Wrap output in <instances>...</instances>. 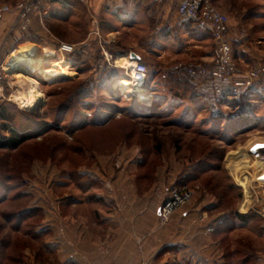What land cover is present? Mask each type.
Masks as SVG:
<instances>
[{
	"label": "rangeland",
	"instance_id": "obj_1",
	"mask_svg": "<svg viewBox=\"0 0 264 264\" xmlns=\"http://www.w3.org/2000/svg\"><path fill=\"white\" fill-rule=\"evenodd\" d=\"M89 1L78 8V28L72 22L62 28L57 21L49 23L53 32L88 39L85 47L79 45L73 68L65 63L70 66L64 67L65 77L48 50L40 55L38 45H17L28 39L40 42L39 29L20 38L10 29L2 33L1 38L15 41L12 53L30 59L21 69L5 57L12 53L2 52L7 74L0 87V139L12 129L31 135L16 149L0 147L2 243L18 214L30 211L25 227H49V253L44 259L43 251L42 260L50 264H55L53 244L62 230L102 253L124 242L135 243L141 254L147 246L150 258L142 261L147 264H196L190 256L201 244L222 255L221 264H264V217L258 212L264 205V157L259 155L264 91L241 100L242 88L219 103L209 98L202 107L190 101L191 88L181 84L185 80L173 65L204 62L203 56L213 51L211 41L202 46L192 42L179 51L170 48L163 59L156 52L143 53L149 69L144 86L152 78L161 83L160 110L149 112L145 102L117 85L116 76L128 78L123 68L105 71L109 65L102 46L108 33L117 30L121 6L116 5L124 0ZM211 1L229 16L239 70L264 66V0ZM95 29L100 35L88 38ZM118 30L122 34L115 44H140L134 32ZM232 84L231 78L221 88L231 92ZM174 93L184 102L163 100ZM183 186L191 198L164 220L163 205L175 187ZM31 242L40 255L41 238ZM7 257L2 246L0 264H9Z\"/></svg>",
	"mask_w": 264,
	"mask_h": 264
},
{
	"label": "crops",
	"instance_id": "obj_2",
	"mask_svg": "<svg viewBox=\"0 0 264 264\" xmlns=\"http://www.w3.org/2000/svg\"><path fill=\"white\" fill-rule=\"evenodd\" d=\"M82 1L84 0H44L41 11L33 14L30 28L27 31H20L12 27L22 0H0V59L5 61V58L2 57V52L12 53L11 49L15 44V41H13L14 43L12 42L13 45H11L12 43L5 39V35L4 38H1L3 31L5 32L6 29H10V33L20 38L21 33H27L34 29L38 31L39 29L40 32L39 34L37 32V35L40 36V42L28 39L27 42H22L17 45L21 46L27 43L38 45L40 48V55L45 53V49L48 50L50 54L57 57V64H62V66L60 65V67H58L59 72H61L64 67H70L67 66L68 64H65L66 62H69L72 67L74 64V55L80 50L79 45L86 44L88 39L79 41L71 37V34L67 32H63L62 34L60 32H53L49 28V23L51 21H57L60 27L62 26L60 24L72 22L73 28H78V8L83 3ZM113 4L116 5V3ZM116 6H121V12H119V25L113 27V29L117 30H111L108 33L107 39H104L105 45L103 46L105 51L110 55L111 64H108L109 66L121 69L122 66L116 63L117 57L123 56L124 61L131 60V52L139 54L141 56V61L144 62L145 56L143 53L147 51L156 52L158 57L163 59L170 48L179 51L192 42H196L200 44L199 46H202L206 44L207 41H211L213 46L212 37L205 28L199 26L194 21H185L179 17L177 13V4L173 0L162 3L157 0H124L121 5L117 4ZM118 26L131 33L134 32L140 44L136 46L131 45L127 48L115 44L117 40L121 38L120 35L122 34L121 31L118 30ZM90 37L91 33L88 38ZM15 40L16 42L19 41L17 38ZM85 46L86 45H84V47ZM8 55L9 56L5 57L9 59L11 54ZM203 57L205 60L204 62L209 63L212 56L205 54ZM176 63L173 65V69L175 72H178L181 69L178 70L175 68ZM59 72L58 74H60ZM120 76L124 75L116 76L115 79ZM61 77L65 76L61 75ZM222 83L224 85V82ZM222 83H215L214 87L220 86ZM159 84L161 83H158L157 78H152L151 83L147 88L145 87L146 93L149 95L150 99L145 103L141 101L138 102L150 106L153 102L162 100L158 99ZM181 84L188 85L191 88L190 101L198 102L201 107L202 104L209 103V87L205 78L190 79L186 83ZM164 99L174 105H179L184 102L181 95L177 93L168 95L167 97L165 96L163 97V100ZM26 223V220L15 224L12 223L13 229L10 231L11 235L8 236L7 243L3 245L0 239V252L1 247L4 246L8 253L6 259L9 260V264H50L48 259L45 260V262L42 260L43 251L45 252L44 259L47 258L49 253L50 245L47 236L49 227L41 226L39 229L34 228V230H32L25 227L24 224ZM43 233H46V236H44V244ZM62 233V235L60 234L58 236L55 244H53V242L51 243L55 246L56 251L55 264H147L142 261H146L150 258L151 248L149 250L147 246H144L141 254L137 251L135 243L124 242L120 246L115 244V246L110 247V251L103 250L104 253H102V251L98 252L96 248L89 247V244L87 245L74 237H67L64 235V230H62ZM34 236L35 238H41L42 246L39 248L40 255L37 253L38 248L34 251L32 242L30 243L31 240H34ZM202 245L203 244H201V249L199 251L191 253L190 260L196 264H213L215 259L217 261L216 264H221L219 261L222 255L220 257L218 252L212 254V252L210 253L208 249ZM114 249L119 253L115 257L110 254ZM125 252H128V254L124 255L123 253ZM118 260H122L123 262H118Z\"/></svg>",
	"mask_w": 264,
	"mask_h": 264
},
{
	"label": "built area",
	"instance_id": "obj_3",
	"mask_svg": "<svg viewBox=\"0 0 264 264\" xmlns=\"http://www.w3.org/2000/svg\"><path fill=\"white\" fill-rule=\"evenodd\" d=\"M44 0H22L16 20L12 28L20 31H27L32 23L33 14L39 13L42 9ZM88 2L89 0H84ZM162 3L169 0H157ZM177 4V13L182 20L194 21L199 26L205 28L211 35L213 40L212 58L209 63H178L175 68L184 69L192 76H209L215 83H222L228 79L233 80L231 93L237 94L242 88L252 86L256 80H260L264 85V66L250 68L246 73H242L237 65L234 56L232 41L230 39V19L229 16L217 8L211 0H173ZM1 9V8H0ZM97 33L99 30L91 31V34ZM244 36V34H241ZM104 52L105 62L110 63V55ZM5 61L0 59V87L6 78ZM125 75L129 78L133 86L145 85L148 79L149 69L145 62L135 61L133 66L125 65L122 67ZM217 93H221L220 86L215 87ZM260 158L264 157V147L260 148ZM191 198V191L186 187H175L171 196L162 207L161 215L166 220L171 212L184 205ZM264 217V205L258 211Z\"/></svg>",
	"mask_w": 264,
	"mask_h": 264
},
{
	"label": "trees",
	"instance_id": "obj_4",
	"mask_svg": "<svg viewBox=\"0 0 264 264\" xmlns=\"http://www.w3.org/2000/svg\"><path fill=\"white\" fill-rule=\"evenodd\" d=\"M233 46V49H234V45L232 44ZM81 51H78L75 53L74 55V58H73V63H75L76 59L77 58V53L78 55L80 54ZM115 67H106L105 68V71H110V70H114ZM178 73V76H181L179 77V79L181 78H184V83H186L187 81H189L190 79H196V78H205V80L207 81L208 83V87H209V92H208V95H209V98L214 100V98H216V102L219 103L220 101L222 100H226L228 98H230V96L234 95L230 92V90L228 89H225L223 88V90L221 91V93H217L215 91V87H214V84H215V81L213 80L212 77H209V76H192L190 74H188L184 69H181L180 71L176 72ZM264 91V85L262 84V82L260 80L256 81L252 86L250 87H247L245 88L244 92L240 94L239 98L242 100L244 99V97L247 95V96H254V97H257L258 94L260 93H263ZM213 95V96H211ZM157 101L156 102H153L150 106H147V110L149 112H154L156 113L157 111L156 110H160L157 106ZM2 115L5 116V113L2 112ZM7 117V116H6ZM31 137L30 134H27L23 131H19L17 129H12L10 131V135L9 136H4L2 139H0V147L1 148H9V149H16L18 148L19 146H21L24 142H26L29 138ZM180 186L182 185H185V184H179ZM28 212L30 213V211H23L21 213L18 214V220L17 222H21L24 220V218L27 216ZM7 241V239L5 240ZM3 242V244L7 243V242Z\"/></svg>",
	"mask_w": 264,
	"mask_h": 264
},
{
	"label": "bare ground",
	"instance_id": "obj_5",
	"mask_svg": "<svg viewBox=\"0 0 264 264\" xmlns=\"http://www.w3.org/2000/svg\"><path fill=\"white\" fill-rule=\"evenodd\" d=\"M10 59H11V64H13L14 66L17 65L21 69H25L27 66V60L30 59V57L18 54L17 51H14L11 54ZM116 63L118 65H121V66L123 65V67L125 65L133 66L135 64V60L124 61L123 56H118L116 59ZM6 66L8 67L7 61H6ZM34 66H35V64L32 65V67H34ZM59 73L61 75H65L66 73H69V72L66 69H64L63 71H61ZM116 83L121 89H123V91L126 94L137 96L139 101L147 102L150 99L149 95H147V93H146L145 86H143V85L133 86L131 81L129 80V78L119 77L117 79ZM35 96H36V94H35Z\"/></svg>",
	"mask_w": 264,
	"mask_h": 264
},
{
	"label": "water",
	"instance_id": "obj_6",
	"mask_svg": "<svg viewBox=\"0 0 264 264\" xmlns=\"http://www.w3.org/2000/svg\"><path fill=\"white\" fill-rule=\"evenodd\" d=\"M130 59L135 61H141V56L135 52H131Z\"/></svg>",
	"mask_w": 264,
	"mask_h": 264
}]
</instances>
